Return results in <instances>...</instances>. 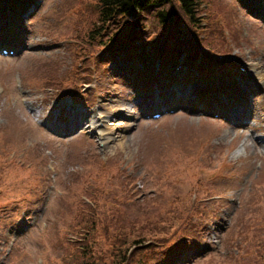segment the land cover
<instances>
[{
    "label": "rangeland",
    "instance_id": "rangeland-1",
    "mask_svg": "<svg viewBox=\"0 0 264 264\" xmlns=\"http://www.w3.org/2000/svg\"><path fill=\"white\" fill-rule=\"evenodd\" d=\"M196 1L0 0V264H264V0Z\"/></svg>",
    "mask_w": 264,
    "mask_h": 264
},
{
    "label": "trees",
    "instance_id": "trees-1",
    "mask_svg": "<svg viewBox=\"0 0 264 264\" xmlns=\"http://www.w3.org/2000/svg\"><path fill=\"white\" fill-rule=\"evenodd\" d=\"M98 2L99 20L93 31L97 36L100 31L105 32L110 24L120 27L121 24L132 20V27H135L146 11L147 13L153 11L160 23H163L165 19L168 20L174 15L176 9H179L194 29L201 24L196 0H98ZM130 48L137 47L130 46Z\"/></svg>",
    "mask_w": 264,
    "mask_h": 264
},
{
    "label": "bare ground",
    "instance_id": "bare-ground-1",
    "mask_svg": "<svg viewBox=\"0 0 264 264\" xmlns=\"http://www.w3.org/2000/svg\"><path fill=\"white\" fill-rule=\"evenodd\" d=\"M112 126H114V124H112ZM103 136H104V138L102 139L103 143H106L111 140V136L109 135H103Z\"/></svg>",
    "mask_w": 264,
    "mask_h": 264
}]
</instances>
